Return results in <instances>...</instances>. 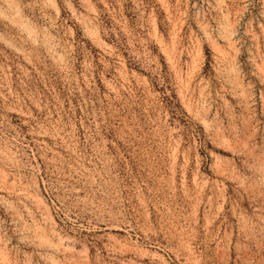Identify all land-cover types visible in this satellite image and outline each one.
Here are the masks:
<instances>
[{
	"label": "rangeland",
	"instance_id": "obj_1",
	"mask_svg": "<svg viewBox=\"0 0 264 264\" xmlns=\"http://www.w3.org/2000/svg\"><path fill=\"white\" fill-rule=\"evenodd\" d=\"M0 264H264V0H0Z\"/></svg>",
	"mask_w": 264,
	"mask_h": 264
}]
</instances>
